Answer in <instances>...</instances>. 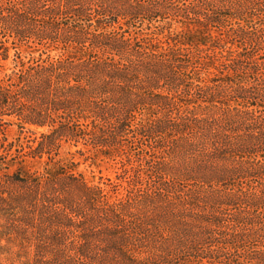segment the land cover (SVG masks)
I'll return each mask as SVG.
<instances>
[{
  "label": "trees",
  "instance_id": "trees-1",
  "mask_svg": "<svg viewBox=\"0 0 264 264\" xmlns=\"http://www.w3.org/2000/svg\"><path fill=\"white\" fill-rule=\"evenodd\" d=\"M11 49L0 226L32 264H264V0H0Z\"/></svg>",
  "mask_w": 264,
  "mask_h": 264
},
{
  "label": "rangeland",
  "instance_id": "rangeland-1",
  "mask_svg": "<svg viewBox=\"0 0 264 264\" xmlns=\"http://www.w3.org/2000/svg\"><path fill=\"white\" fill-rule=\"evenodd\" d=\"M14 54V50L10 51L9 60H4L0 53V65L9 67L11 59ZM7 133L10 139H14L19 135V128L16 124H13L7 128ZM61 158L68 159L74 157L79 162L78 170L82 172L88 179L99 181L100 176L104 178H115V170L117 166L111 160L103 155L94 157L90 153V157L87 155H81L76 152L75 147L65 146L61 153ZM31 167L38 168L40 165L34 161ZM35 254V244H21L15 238H9L3 232V227L0 226V262L7 264H32Z\"/></svg>",
  "mask_w": 264,
  "mask_h": 264
}]
</instances>
